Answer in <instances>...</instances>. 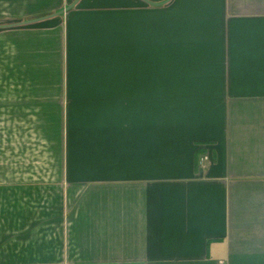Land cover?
Returning a JSON list of instances; mask_svg holds the SVG:
<instances>
[{
  "label": "crops",
  "instance_id": "0c3cea01",
  "mask_svg": "<svg viewBox=\"0 0 264 264\" xmlns=\"http://www.w3.org/2000/svg\"><path fill=\"white\" fill-rule=\"evenodd\" d=\"M26 21L0 264H264V0H0Z\"/></svg>",
  "mask_w": 264,
  "mask_h": 264
},
{
  "label": "water",
  "instance_id": "95a60500",
  "mask_svg": "<svg viewBox=\"0 0 264 264\" xmlns=\"http://www.w3.org/2000/svg\"><path fill=\"white\" fill-rule=\"evenodd\" d=\"M69 8H70V7H69ZM69 8H67V9H69ZM65 11H66V9H65V10H62V11H60V12H58V13H55V14L52 15V16L62 14V13H64ZM45 18H48V17H45ZM38 20H41V19H38ZM32 22H35V21H26V22H22V23L0 25V29H1V28H10V27L19 26V25H23V24H28V23H32Z\"/></svg>",
  "mask_w": 264,
  "mask_h": 264
}]
</instances>
